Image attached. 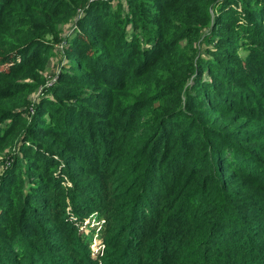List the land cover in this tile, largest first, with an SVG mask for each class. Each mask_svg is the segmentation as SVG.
<instances>
[{
	"label": "trees",
	"instance_id": "16d2710c",
	"mask_svg": "<svg viewBox=\"0 0 264 264\" xmlns=\"http://www.w3.org/2000/svg\"><path fill=\"white\" fill-rule=\"evenodd\" d=\"M0 156V264H264V0H0Z\"/></svg>",
	"mask_w": 264,
	"mask_h": 264
},
{
	"label": "rangeland",
	"instance_id": "374dc122",
	"mask_svg": "<svg viewBox=\"0 0 264 264\" xmlns=\"http://www.w3.org/2000/svg\"><path fill=\"white\" fill-rule=\"evenodd\" d=\"M79 14L81 13L79 12ZM78 17L79 15H77L76 20L78 19ZM76 20L74 22L75 24H76ZM57 61H58L57 58L52 59L51 62L49 61L48 68H47L48 72L46 71L47 79H50L54 76V75H48V73L52 74L54 72H57V65H58ZM50 83L51 82H49V84ZM15 152L17 153L18 149L16 150L15 148L14 154H16ZM17 154L19 156H24L23 154H21V152ZM11 156H12V153L9 154L7 158H10ZM4 161H5V158L3 156H0V173L3 171L5 167ZM63 166H64V162L62 161L59 167H57V169L59 170ZM70 184L71 182L67 181L65 183V186H68ZM99 192H101V189L96 188L95 194L97 196ZM100 205L101 203L93 205V207H91L90 209H87V208L82 209L79 216L73 213L74 210L72 211V208L70 205H67L65 210L63 211V215L65 214L66 217L69 216V219H70L69 221L71 222V224H73L76 227L77 232H79L82 236V239H83L82 242L84 245V246L82 245L83 246L82 253L85 252L89 260L94 262V264H103L104 262L103 255H105V252H106L105 244H104V233H105L104 231L106 230V220H105V217L102 215L101 210L99 209ZM52 213H53V210L49 214H46V213H42V214L44 216H52ZM49 225H51V223H45L44 225H41V226H45L46 228ZM36 228L37 230L35 231L34 235L32 237H27V238H33V237H37L40 239L43 238L44 234L41 232L43 227H39L37 225ZM21 241L23 242L25 240L21 239ZM82 256H84V254H82ZM80 261H83V260H80ZM79 264H82V263H79Z\"/></svg>",
	"mask_w": 264,
	"mask_h": 264
}]
</instances>
